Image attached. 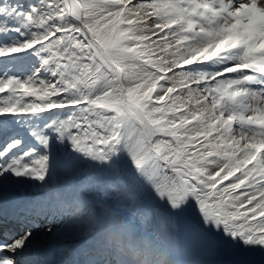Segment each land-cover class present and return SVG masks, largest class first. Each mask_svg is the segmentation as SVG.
Instances as JSON below:
<instances>
[{
    "label": "snow or ice",
    "instance_id": "obj_1",
    "mask_svg": "<svg viewBox=\"0 0 264 264\" xmlns=\"http://www.w3.org/2000/svg\"><path fill=\"white\" fill-rule=\"evenodd\" d=\"M0 264H264V0H0Z\"/></svg>",
    "mask_w": 264,
    "mask_h": 264
}]
</instances>
